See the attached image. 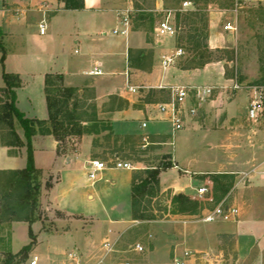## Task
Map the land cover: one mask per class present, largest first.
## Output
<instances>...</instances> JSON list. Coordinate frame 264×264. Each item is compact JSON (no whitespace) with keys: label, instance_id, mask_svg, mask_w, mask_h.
Instances as JSON below:
<instances>
[{"label":"crops","instance_id":"crops-1","mask_svg":"<svg viewBox=\"0 0 264 264\" xmlns=\"http://www.w3.org/2000/svg\"><path fill=\"white\" fill-rule=\"evenodd\" d=\"M82 2V8H66L61 3L55 8L41 4L33 7L34 11L27 9L26 13L21 7L14 8L17 10L13 12L3 5L11 3V0H0V31L19 42L5 61L7 72L18 74L23 80V84L16 89L17 107L28 118L48 120L46 75L61 74L65 85L76 89L74 99L80 101L84 95L92 93L96 119L110 124L114 133L130 141L137 139L142 147L154 143L149 140L150 133L161 118L157 102L147 101L142 94L137 96L127 90L128 83L150 85L153 79L156 66L153 65L150 71L144 69L134 56L135 51L149 49L150 41L142 29L134 27L132 21L126 34L113 32V29L124 28L122 12L139 9L138 3L136 0ZM158 5L157 0V8ZM30 16L34 18L31 22L28 21ZM40 23L45 24L44 34L40 33ZM20 42L25 45H20ZM158 45V53L163 52L162 42L159 41ZM167 53L165 51L158 60V86L165 83L159 72L161 68L167 71L172 67L164 69L162 66L163 56ZM97 68L102 70L101 74L91 73ZM139 75H145V80ZM4 86L3 80L0 88ZM218 101L210 104L214 105L211 107L221 105ZM231 105L229 100L225 108L230 110ZM207 109L208 106L198 119L190 121L184 130L178 132L180 145L176 146L174 139L175 162L173 167L160 173L162 191L175 189L176 193L192 196L203 185V179L196 175L206 173L208 166L199 158L203 153L200 148L203 147L195 148L193 138H202L204 142V136H201L204 130L199 129ZM144 121L148 123L146 127L142 126ZM14 125L25 142L24 130L16 119ZM2 132L4 129H0V170L24 168L27 164L26 145L3 144ZM102 133L99 128L92 133L73 136L71 152L66 149L62 154L57 152L58 141L53 135L37 133L32 138L34 163L43 170V181L45 177L54 178L49 189L42 186L40 202H44L47 209L64 215L63 219L55 222L54 230L44 229L40 220L31 225L38 239L32 255L38 256L37 250L44 251L43 248L46 253L59 250L64 253L58 260L46 256L42 263L38 256L37 264H73L63 247L66 244L75 250H83L86 259L82 264H93L89 259L93 245L102 242L109 233L114 238L137 223L131 215V185L135 167L131 170L106 168L95 181L89 178V161L99 159L102 153L99 151L104 140ZM182 137H188L190 141L185 144ZM104 145L109 158L103 161L120 157L118 151L110 149L111 144ZM186 216L174 214L168 221L148 224L158 225V234H150L153 237L152 246L144 255L117 244V251L103 264H122L126 260L134 264H264V210H245L240 212L238 220L228 222L184 221ZM29 227L26 221H13L10 233L12 253L30 242L29 235L26 237ZM230 248L232 255L228 256ZM210 250L212 255L201 254ZM186 252L189 254L186 255Z\"/></svg>","mask_w":264,"mask_h":264},{"label":"rangeland","instance_id":"rangeland-1","mask_svg":"<svg viewBox=\"0 0 264 264\" xmlns=\"http://www.w3.org/2000/svg\"><path fill=\"white\" fill-rule=\"evenodd\" d=\"M156 1L136 0L139 9L134 8L132 10L131 21L134 26L141 14L151 13L154 18L153 26L150 25L149 21H146L140 27L145 32L147 40L150 41V48L144 51H135L134 56L136 62L144 69H149L150 71L152 66L155 65L156 72L152 77L154 80H150V85L141 84L146 86V88L140 89L137 96L142 94L143 98L150 102H162L169 99V89L158 87V60H161V56L165 51H168L167 54H171L179 48L182 49V52L176 57L172 67L167 71L162 68L159 71L162 78H165V85L214 84L222 87L220 88L222 94L219 99H215V101L219 100L218 104L221 105L211 107L214 106L210 105L213 102L209 104L210 106L207 105L208 113H205L206 117L202 120L203 124L199 129L204 130L201 135L204 136V142L201 141L202 138H199V140L193 138L195 148L203 147L202 149L200 148L203 153L199 158H202L201 161L208 166L206 167V173L196 176L203 179L202 186L207 187L208 191L202 199L198 198L197 190L192 196L189 195L199 201L200 209L197 214H186L188 216L184 217L183 220L204 222L201 217L220 203L237 206L239 214L245 210L263 211L264 129L261 126H258L256 131L252 129V123L247 119V107L249 104V86L258 84L257 82L264 75V0H250L242 8L235 6V0H190L192 5L185 11L179 10L182 8L183 1L186 0H158V8L156 7ZM59 3L66 6V0H11V3H4L3 5L16 12L15 10L17 9L14 8L21 7L25 11L27 9L34 11L33 7L41 4L55 8L59 6ZM178 12L180 14L179 19L177 18ZM26 13L28 12L26 11ZM170 13L171 19L177 25L176 34L158 37L154 30L156 22ZM32 19L34 18L28 17V21L31 22ZM228 20L235 24V30L227 31L224 29V24ZM0 39L6 50V55L19 44V42L16 43V41L4 35L1 31ZM159 41L162 42L164 51H159L158 53ZM20 45L24 46L25 44L20 42ZM155 49H157L156 53L154 52ZM1 56L2 52L0 51V59ZM2 71L3 68L0 61V84L3 82ZM139 76L145 80V75ZM234 83H238L241 89L234 94L230 92L226 94L223 86L229 87ZM93 97L92 93L89 92L80 101L74 99L75 96L70 100V103L76 102L78 106L77 112L81 114L80 122L84 127H91L97 124L96 116L94 115ZM4 100L5 96L3 91L0 90V109L4 104ZM229 100L232 102L230 110L225 108V103L229 102ZM102 127L100 125L98 129H102ZM0 129H4L5 134L8 133L6 125L1 124ZM102 132L101 136L104 137V140H102V146L99 147V151L102 152L99 155L100 160L109 158V155L106 154L107 149L104 148L106 147L104 144L108 143L111 144V150L120 153V159L130 161L133 164L135 167L134 173L148 167L159 166L162 163L171 162L174 166L175 148L173 142L175 139V142H177L176 146L177 144L180 145L179 133H176L177 137L175 138L176 134H172L169 123L162 117L158 119L155 129L150 133L149 141L154 143L145 147H142L140 142L137 143V139L130 141L121 134L114 133V130L102 129ZM181 140L186 144L187 141H190V138L182 137ZM134 141L136 143H133ZM63 146L69 149V153L71 152L70 148L74 147L71 139L65 141ZM163 171H167V169ZM179 172L182 173L181 171ZM217 174H229L228 176L233 177L221 178L217 186L212 179V176H217ZM45 178L44 182L42 170L41 182L42 186L47 190L54 178ZM7 179V174H0V200L7 190ZM226 182H229L231 186L226 193H223L222 186ZM174 191L175 189L162 191L160 185L158 195L144 201L141 207L142 211L146 214L155 215V219L137 220V223L131 225L120 235H115L114 238L118 237L120 240L118 244L121 248L128 250L136 243H140L145 248L141 256L148 252L150 246H152V236L158 234V225L148 224L168 221L173 218L174 214L170 210L172 208V197L176 194ZM41 194L39 196V207L35 212L38 218L36 221L40 220L44 229L54 230L55 222L60 218L63 219L64 215L57 210L47 209L43 204L44 202H40L42 200L40 199ZM9 203L13 204L14 200L9 201ZM0 209L1 218L8 216L4 203ZM239 214L230 221L238 220ZM13 221L15 222L16 220ZM13 221L8 219L0 222V264L4 263L11 252L10 233ZM109 234L104 239L106 237L113 239V235ZM28 235L29 231L26 232V237ZM103 241L93 245L91 252L88 251V253L90 252L89 259L92 262H95L96 258L103 254ZM37 243L38 239H36L34 247H36ZM67 245L63 246L66 253L73 249L75 250L73 246L67 247ZM18 248L20 246L16 250ZM43 249L44 251L37 250L41 263L44 262L43 260L46 256L50 255L55 260H58L64 254L61 250L57 252L47 251L46 253L45 248ZM32 251L27 260L19 264H30L34 256ZM82 251L79 249V252L82 253ZM203 253L204 255H212L211 250L201 254ZM229 254L232 255L231 248L228 250V256ZM111 263L109 262V264Z\"/></svg>","mask_w":264,"mask_h":264},{"label":"trees","instance_id":"trees-1","mask_svg":"<svg viewBox=\"0 0 264 264\" xmlns=\"http://www.w3.org/2000/svg\"><path fill=\"white\" fill-rule=\"evenodd\" d=\"M82 0H66V8H82ZM179 12L177 18L179 19ZM146 21L153 26L154 18L150 14H141L135 22V28L140 29ZM0 51L2 52V77L5 86L0 88L5 96L4 104L0 109V125L4 124L8 127V133L2 132L1 141L5 145L22 146L27 148V164L22 169L0 170V174H7L6 192L0 200V207L7 209L5 218L0 217V222L5 220L26 221L29 223L30 242L24 245L18 252L8 254L3 264H19L27 260L30 252L36 243V235L33 233L31 225L38 219L35 215L39 207V196L41 193V176L42 170L37 168L34 163V151L32 138L35 134H51L58 141L57 152L62 154L66 151L63 146L65 141H69L73 136H81L84 133H92L98 126L102 129L111 130V125L98 121L91 127H84L80 122V113L77 112L78 106L70 103L74 97L76 89L64 85V76L61 74H47L45 79V91L48 103L49 118L48 120H40L36 118H28L17 107L16 89L22 85V79L18 74L9 73L5 69L6 50L0 39ZM264 71V66H263ZM264 84V75L257 82ZM61 94V95H60ZM96 116V113L94 112ZM14 119H16L24 130L26 141L24 142L17 134ZM100 124V125H98ZM69 138V140H68ZM72 140V139H71ZM173 167L171 162L162 163L159 166L148 167L138 170L132 177L131 185V215L134 220H152L155 215L146 214L142 211V204L148 198L152 199L160 192V173L163 170ZM229 174H217L212 176L213 181L218 186L221 178L233 177ZM50 186V184H49ZM231 185L226 182L222 186L223 193L229 190ZM14 200L13 204L9 201ZM2 202V203H1ZM200 204L197 199L183 193L177 192L172 197V214H197ZM1 211V209H0ZM24 215H23V214ZM10 217V218H8Z\"/></svg>","mask_w":264,"mask_h":264},{"label":"built area","instance_id":"built-area-1","mask_svg":"<svg viewBox=\"0 0 264 264\" xmlns=\"http://www.w3.org/2000/svg\"><path fill=\"white\" fill-rule=\"evenodd\" d=\"M250 0H235V6L242 8ZM192 2L190 0L183 1L182 8L179 11L187 10L191 7ZM132 9H126L121 14V23L124 25L123 29H113L114 33L126 34L131 24ZM236 26L231 21H226L224 29L227 31L235 30ZM40 33L44 34L46 27L44 23L39 25ZM155 34L158 37L173 36L177 32V25L171 19V13L166 17L158 20L155 24ZM182 49H176L175 52L163 56L162 66L164 69L172 65L178 55H180ZM93 74H101L102 70L97 68L93 70ZM161 89H169L170 97L166 101L157 102V110L161 117L167 121L170 125L172 134H176L184 130L190 121L196 120L201 116L207 105L214 102L222 94L221 86L214 84H160L158 86ZM224 92H230L234 94L241 86L238 83H234L229 87L223 86ZM146 88L144 85H130L128 83L127 90L131 94H138L140 89ZM249 104L247 107V119L252 123V129L256 131L258 126L264 129V84H254L248 88ZM231 97V96H228ZM148 125L147 121L142 123L143 127ZM106 168H117L131 170L134 168L130 161H124L120 157L113 158L109 161H103L100 159H91L88 166V175L92 181L98 178L101 171ZM208 191L207 187L201 186L197 189L198 198H203ZM239 214V209L235 205L220 203L214 209L209 210L204 214L201 219L204 222H214L218 220L230 221L236 218ZM119 238L106 237L103 241L102 247L104 252L102 255L96 258L93 264H103L107 258L117 251V244ZM130 250L137 251L139 253L144 252L145 248L142 244L136 243L131 246ZM189 252H186L188 255ZM70 261L74 264H82L86 259V255L78 250H72L68 252ZM38 263V256H34L31 260V264ZM177 263L179 261L177 260ZM122 264H134L130 260L124 261Z\"/></svg>","mask_w":264,"mask_h":264}]
</instances>
